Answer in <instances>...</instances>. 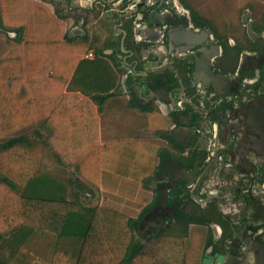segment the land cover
Returning <instances> with one entry per match:
<instances>
[{
  "label": "trees",
  "instance_id": "obj_1",
  "mask_svg": "<svg viewBox=\"0 0 264 264\" xmlns=\"http://www.w3.org/2000/svg\"><path fill=\"white\" fill-rule=\"evenodd\" d=\"M5 9L8 19L25 24L28 42L18 45L0 62V140L5 141L0 143V171L4 175L0 182V242L10 235L20 241L26 238L28 230L48 231L80 240L75 264H201L204 249L213 246V238L203 230L192 231L191 225L200 220L182 207L153 235L141 236L140 225L159 202L160 190L138 218L111 208L86 207L78 200L67 199L63 184L55 186L45 175L53 166L50 157L32 148L24 138H12L19 130L43 119L52 125V142L59 161L73 165L98 187L104 173L137 183L147 182L156 172L162 175V162L170 157L156 143L146 140H113L103 144L100 117L104 108L96 107L90 99L68 107L65 90L71 79L83 91H95L93 99L101 106L113 96L108 92L117 86L119 72L102 58L104 51L98 49L101 35L94 33L91 38L86 35L78 42V38L65 33V25L45 6L35 2L5 0ZM194 15L197 25L210 24ZM124 30L126 47L139 52L148 46L139 43L129 47L130 40H134L133 25L126 24ZM91 51L94 59L88 60L86 56ZM121 54L119 48L110 56L118 69L124 63L119 58ZM150 74L151 90L165 86L166 78L176 81L170 73ZM142 110L151 112L149 106ZM150 125L165 130L170 123L162 114L151 112ZM179 161L186 170L195 167L193 157L187 162ZM184 191H188L187 183L180 181L170 191L171 202ZM185 197L186 201L194 202L193 195ZM212 208L224 226L218 207ZM151 237L153 240L147 247L145 239ZM228 237L224 234L222 242ZM215 249L224 252V245ZM1 252L0 245V261H4L1 256L5 253Z\"/></svg>",
  "mask_w": 264,
  "mask_h": 264
},
{
  "label": "flooded vegetation",
  "instance_id": "obj_2",
  "mask_svg": "<svg viewBox=\"0 0 264 264\" xmlns=\"http://www.w3.org/2000/svg\"><path fill=\"white\" fill-rule=\"evenodd\" d=\"M132 6L133 2L130 10L135 13L130 18L134 23V16L141 12V7ZM179 6L182 8L180 14L176 9ZM179 6L171 5L169 0H156L153 10L162 19L148 26L143 38L146 42L136 40V44L145 43L148 46L142 47L139 52L130 50L132 58L135 54L143 57L145 66L140 67L137 60L129 64L126 55L123 64L131 66L134 73L148 74V77L152 75L150 73H170L176 78L173 82L169 78L163 81L165 89L176 94L175 100L169 90L167 93L162 89L148 90L145 97L137 98L138 104L153 106L156 110H160L156 107L160 100L167 106L166 115L169 114L176 121L171 132L177 140L182 135L178 118H185L183 127L189 130L185 140L181 139L179 145L173 143L167 149L170 157L166 159L179 162L185 171L191 173L194 176L193 186L179 179L177 185L169 189L161 210H168L177 202V210L180 207L186 209L185 196L190 194L201 205H206L205 210L209 213H215L212 205H216L225 214L226 231H236L238 235L232 239L231 246L227 244L231 248L228 250L230 253H227L228 263L234 264L233 261L239 255L237 251L246 241L242 235L245 228L251 227L264 236V199H258L253 190L255 186L264 188V16L257 19L253 11L245 9L239 22L231 21L220 30L214 22L197 25L196 15L192 18L191 10L186 12ZM173 10L178 14L174 15ZM150 16L144 14L147 23H150ZM172 16L181 17L180 24H173ZM135 24L137 27V22ZM176 33L181 34L178 39L182 43L179 45L171 42ZM203 33L206 34L205 38ZM198 34L203 37L191 38ZM152 43L156 44L155 47ZM148 61L153 63L150 72L146 69ZM193 135L197 142H189ZM192 157L195 167L186 170L179 160L187 162ZM163 168L164 164L162 173ZM210 174L218 188L212 194L204 187ZM173 178L169 174L163 175L160 189L170 185ZM180 181L187 183L188 191L171 202L170 191L177 188ZM222 199L229 204L226 210ZM200 204L198 206L201 207ZM158 205L159 202L149 210L148 213L152 211V215L148 217L146 226L161 219L156 215L158 212L155 208ZM153 215L157 216L156 219ZM171 217L172 214L167 220ZM262 241V238L257 237L248 244L249 249L255 250V258L259 262H264ZM221 244L226 245L220 239L213 246L220 247Z\"/></svg>",
  "mask_w": 264,
  "mask_h": 264
},
{
  "label": "rangeland",
  "instance_id": "obj_3",
  "mask_svg": "<svg viewBox=\"0 0 264 264\" xmlns=\"http://www.w3.org/2000/svg\"><path fill=\"white\" fill-rule=\"evenodd\" d=\"M28 2H35L38 4L54 5L53 7H58L56 11L61 13L63 16H68L69 13L64 14L65 8L61 5H64V2L61 0H24ZM187 4L193 8L191 10L192 18H195V14L202 16L209 23H216L220 30L229 22H239L241 16L244 14L245 9H250L253 11L257 19L264 16V0H185ZM6 9L4 6V0H0V62L5 59L10 52L16 48L18 45H22L28 42V38L25 34V24L16 23L11 19H8L6 16ZM246 14V13H245ZM101 19V16H96ZM85 24H81L82 17L76 19V24H71L73 30L79 33L76 38H83L86 36L91 38L95 32L97 24H91V19L83 18ZM130 19L129 24H132L133 27L136 26ZM134 21V20H133ZM259 21V20H257ZM231 23V24H232ZM230 24V23H229ZM94 27V28H93ZM111 33L112 28H108ZM100 37V35H97ZM115 47L119 50L120 44L122 42V35L115 37ZM102 39V37H101ZM134 40H130L129 47H133V44H136V37L133 35ZM106 44V48H107ZM153 47H155V43ZM126 50H131L128 47H125ZM133 51V50H132ZM155 51V50H153ZM122 52V51H121ZM114 51H112V54ZM120 59L125 61V53L122 52ZM137 60L140 67L145 66V60L141 55H134L132 58H127L128 63L131 61ZM125 63V62H124ZM122 72H119L116 75V78L120 79L124 77V71L128 69L121 68ZM111 114V112H110ZM152 127V126H150ZM154 128V127H152ZM156 129V128H154ZM134 133V132H133ZM128 134L129 136L132 135ZM53 128L50 123H45L43 119H39L34 124L28 125L25 128L16 132L12 138H24L28 143L31 144L32 148H35L37 151H40L42 154L50 157V162L53 163L52 167L45 173L49 176L50 180L57 186V184L66 188V198L69 200H78L86 207H96L101 206L104 208L111 207L109 202L112 199L111 192L116 187L119 186L122 194L126 197L121 199V203L128 204L127 196H131L129 200V207L124 208V212L128 213L133 217H138L141 211L148 204L152 198V186H155L156 176L153 177L150 187H145L135 181H129L125 178L109 175L103 179L101 186H96L92 182L88 181L83 173L77 171L73 165H68L65 162L59 161L56 157L57 151L54 148L52 142ZM139 134L144 135L147 138L156 140L161 146L165 144L162 136L155 132H150V128L142 130ZM5 142L0 140V143ZM158 145V144H157ZM159 146V145H158ZM105 175V173H104ZM154 175V174H153ZM152 176L150 177V179ZM155 179V180H154ZM4 180V175L0 171V182ZM160 178L157 179V182H161ZM61 186V188H62ZM41 190L47 191L46 187H41ZM41 190L39 191L41 193ZM50 190V189H49ZM253 190L256 191V196L262 201L264 199V188L255 186ZM51 191V190H50ZM42 194V193H41ZM36 195V194H35ZM38 195V194H37ZM44 195V193H43ZM146 200L145 202H143ZM222 204L224 210L229 208V204L225 199H222ZM192 212L195 215H203L206 219L209 218L210 221H219L220 217L215 213L209 211H203L198 206H191ZM202 210V211H201ZM221 221H224L221 219ZM196 228H202L196 227ZM206 230V228H204ZM226 229V227H225ZM212 230V228H211ZM28 234L20 241H16L14 237L6 236L0 242L2 247L3 257L2 260L9 262V264H75L77 259V254L79 250V239L69 238V237H59L54 233L48 231H31L28 230ZM227 233V231H226ZM138 236V234H137ZM214 236V235H213ZM11 237V238H10ZM260 237L263 239L264 236L259 235L258 233L254 236V239ZM24 239V240H23ZM153 237L145 240L147 247L151 244ZM1 252V253H2ZM4 261H0V264H6Z\"/></svg>",
  "mask_w": 264,
  "mask_h": 264
},
{
  "label": "crops",
  "instance_id": "obj_4",
  "mask_svg": "<svg viewBox=\"0 0 264 264\" xmlns=\"http://www.w3.org/2000/svg\"><path fill=\"white\" fill-rule=\"evenodd\" d=\"M61 1L64 2V5L61 4L65 8L64 14L69 13L68 16L67 15L63 16L61 13H58L56 11L58 7L57 8L53 7L54 5L52 4H49V5L41 4V5L45 6L51 12V14L54 16V18L57 21L65 25V33H69V35L73 38L78 37V35H75L76 30L72 31L74 28L73 26H71V24H76V19L78 17H82L81 24H85L86 22L83 18L89 17L91 21H93L91 22V24H97L96 25L97 34L102 36V40L100 41V45L98 49H102L104 51L105 56L102 57L103 60L107 61V63L116 73L122 72L121 68L128 69L127 71L123 70L125 72L123 79L122 78L118 79L117 86L108 92V93H113V96L110 99H108L107 102L103 106L99 105L98 102L95 99H93V97L95 96V91L93 93H87L88 91L86 90L83 91L84 88L80 87L78 83H77L78 85L76 84L77 86L72 84L71 83L72 79H71L70 80L71 84L69 83L65 90L68 107L73 108L76 105H78L80 102H82L83 100L90 99L96 107L104 108V112L100 117V138L103 144L108 141H113V140H138L139 139V140H146L149 142H154L159 145L160 150L168 152L167 149L170 148L171 144L176 143L177 145H179L182 141L181 139L185 140L186 137L188 136V131H189L187 127H183V122L185 123V118H178L177 120V123L181 124L180 131L182 135L180 136V138L177 140L171 137H167L168 134L172 133L171 131L173 130L176 121L172 120L173 118L170 117L169 114L166 115L165 112L167 110H165V108L167 109V106H165V104L163 105V102H160L161 100L156 104V107L160 110H156V108H153V106H149V107L151 109V112L156 113L158 111L160 114L166 117L170 123V126L165 130H160L157 128L154 129L150 127L151 126L150 125L151 112H146L142 110V107H146L147 105L138 104L137 102L138 97H145L146 94L149 92L148 90H151L148 86V74L134 73L133 68L127 64L126 65L123 64L119 68L120 69L119 71V69L116 68L114 64L113 59L110 57L112 55V51H114L117 48L115 47L116 46L115 37L122 35L123 38L120 44V50L122 51V44H123V47H125L127 33L124 30V26L130 22V19H131L130 15L134 12L130 10L131 3L134 2V0H61ZM169 1H170V4L171 5L174 4V6L175 5L179 6L180 4L186 12L193 9L189 3L187 4L185 0H181V1L169 0ZM135 2L138 3V5L141 7L140 8L141 12L136 13L134 16V20H135L134 23L137 22V27H134V35L136 37V40H138V42H146V39H143V38L146 36L147 28H149L148 26L150 24H154L153 21H156V20L159 21V19H162V18L158 17L156 12L154 11L155 9L153 10L156 0H135ZM176 9L179 12V14L182 12L181 11L182 8H180V6L179 8L177 7ZM173 12H174V15L178 14V12L176 13L175 10H173ZM146 13L151 15L150 23L149 22L147 23V21L144 20L143 18L144 14L146 15ZM99 15L101 16L100 20L99 18L96 17ZM180 18L173 17L171 21L173 24L175 23L180 24L181 22ZM108 28H112L113 33H111V31ZM78 42H82V38H78ZM108 43L109 45H107V48H106L105 45ZM126 51L130 52V50H126ZM86 58L88 60L94 59V51H91L86 56ZM151 65H153L152 62L150 63L148 61L146 63V67H147L146 69L148 72H150L151 70ZM159 89H162L163 91L169 93L168 92L169 89L166 90L165 86H160L156 90H159ZM170 93H171V96H173V99L175 100L174 97L176 94L172 91H170ZM105 94L107 93H100V95H105ZM173 99L171 103L174 102ZM171 107H173V104L171 105ZM147 127L150 128V132H155L162 136L163 140L165 141V144L163 146H161L156 140L147 138L144 135L139 134L140 132H142V130L144 129L146 130ZM131 133L133 134L129 136L128 134H131ZM163 134H166V135L164 136ZM192 141L197 142L196 136L193 135L191 140H189V142H192ZM193 146L195 145H191V147ZM159 164H160V158L157 159V166H159ZM157 173L158 172L154 173V175H152V178L151 179L149 178L147 182L139 183L140 185L148 188L151 186V181L153 180V177L156 176L155 186H152L153 187L152 188L153 189L152 198L148 202V204H145L146 206L152 204L155 201V199L158 196L157 190H160V193L162 195V190L160 189V184L159 182H157V179L158 178L163 179V175L165 176L166 173L163 172L162 175H159ZM109 175L110 174L108 173H105V175H103L102 183H103V179ZM212 177L213 175L210 174V178L208 181L205 182L206 184L204 186L205 189H207L206 191L210 194H212L213 192H216V190L218 189L216 185L214 184L213 182L214 179ZM127 180L131 181L130 179H127ZM63 190H64V195L66 196V191H67L66 188L64 187ZM111 195L113 199L109 202L111 207L108 206L106 208H111L119 212H122L130 217H133L129 215L128 213L124 212V208L129 207V204H130L129 200H131V196H134V195H131L130 197L127 196L128 204L121 203L120 200L126 197L122 194V191L119 186H116L112 190ZM160 200H161V196H160ZM145 201L146 200H144L143 202ZM197 203L200 204L197 198H194V202L187 201V205L185 209L186 212L189 214L195 215L192 212V209L190 206L192 205L198 206ZM205 207L206 205H201L200 208L203 209V211H206ZM221 214H222V219L224 220L225 218L224 212H221ZM195 216L200 221L198 223H193L191 225V230L192 231L203 230L206 234H210L212 236L213 242L215 243H217L218 240L222 239L224 234L229 236L228 239L225 241L226 245H224V251L227 250L226 255L227 253L229 254L230 251L228 250L231 248H229L228 245L231 246L232 241H233L232 239L237 238L238 235L236 231L226 233L225 224L223 226L218 221L217 222L210 221L209 218L206 219L203 215H195ZM133 218H138V217H133ZM159 220H162V219H159ZM166 223H168L167 219L163 222L162 226H164ZM200 226H202V228H196ZM204 228H206V230ZM157 229H154L150 233V235H153L154 231ZM243 231L244 232L242 235L245 237L246 241L243 243L242 248L239 249V251H237L239 255H238V258L236 257L235 261H233L235 262L234 264H264V262H259V260L255 258V252H254L255 250L249 249V246H248V244L249 243L251 244V242L254 240V236H256L257 232L254 231L251 227L250 228L248 227V229L245 228V230ZM258 234L261 235L260 233ZM212 247H213L212 254L214 253L223 254L224 253L220 251H215L216 246L215 247L212 246ZM207 250L208 249H204L203 256L207 252ZM250 255H252L251 256L252 258H250ZM203 256H202V260H203ZM202 260H201V264H202Z\"/></svg>",
  "mask_w": 264,
  "mask_h": 264
},
{
  "label": "water",
  "instance_id": "obj_5",
  "mask_svg": "<svg viewBox=\"0 0 264 264\" xmlns=\"http://www.w3.org/2000/svg\"><path fill=\"white\" fill-rule=\"evenodd\" d=\"M152 33V32H150ZM79 35L78 32H75V35ZM252 34V32H251ZM179 36H181L180 33H176L175 37H172L173 40H171V42L173 41V43L175 45H179L180 43H182V40L178 39ZM203 36L205 38L206 34L203 33ZM200 34L195 35V36H191L192 39H198L203 37ZM172 44V43H171ZM199 45L202 46L201 43H199ZM122 51L126 54L127 58H131V56L133 55L132 51L128 52L124 49L123 44H122ZM159 97V96H158ZM161 98V97H160ZM162 100H164L163 98H161ZM167 137H171L176 139V135L174 133L168 134ZM164 168H163V172L166 174H169L171 176H173V181L170 185H164V187H161L162 190V195H161V200L159 202V205L156 207V215L161 217L162 220H159L155 223H152L150 225V223L146 224V221L148 219V217L150 215H152V211L150 213H148L144 220L142 221L141 225H140V234L142 237H145L146 235L150 234L154 229L160 228L163 225V222L168 218V216H170V214H172L173 216L177 215V204L178 202L172 207L169 208L168 210H161L162 206L165 205V202L168 198V194H169V189L171 187H175L177 185V182L179 179H183L186 180L189 184V186H193L194 183V176L191 173H188L187 171H185L181 165L178 162H175L171 159H166L164 162ZM155 215H153V218L156 219L155 217H157ZM264 246V243H263ZM213 252V247H209L207 252L204 254L203 256V260H202V264H229V257L226 254H221V253H214Z\"/></svg>",
  "mask_w": 264,
  "mask_h": 264
},
{
  "label": "built area",
  "instance_id": "obj_6",
  "mask_svg": "<svg viewBox=\"0 0 264 264\" xmlns=\"http://www.w3.org/2000/svg\"><path fill=\"white\" fill-rule=\"evenodd\" d=\"M137 5H138V3L133 2V6H132V7H135V6H137Z\"/></svg>",
  "mask_w": 264,
  "mask_h": 264
}]
</instances>
